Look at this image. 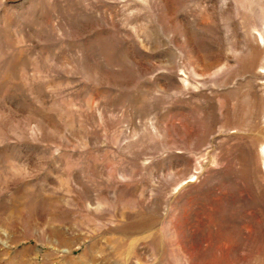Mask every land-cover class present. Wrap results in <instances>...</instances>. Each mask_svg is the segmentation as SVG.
I'll use <instances>...</instances> for the list:
<instances>
[{
	"label": "rangeland",
	"instance_id": "1",
	"mask_svg": "<svg viewBox=\"0 0 264 264\" xmlns=\"http://www.w3.org/2000/svg\"><path fill=\"white\" fill-rule=\"evenodd\" d=\"M0 264H264V0H0Z\"/></svg>",
	"mask_w": 264,
	"mask_h": 264
}]
</instances>
